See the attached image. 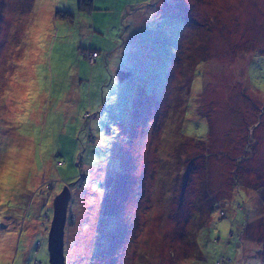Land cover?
Returning a JSON list of instances; mask_svg holds the SVG:
<instances>
[{"label":"rangeland","instance_id":"rangeland-1","mask_svg":"<svg viewBox=\"0 0 264 264\" xmlns=\"http://www.w3.org/2000/svg\"><path fill=\"white\" fill-rule=\"evenodd\" d=\"M21 159L0 264H50L32 219L53 183L81 222L66 264H264V0H0V168ZM237 181L243 244L212 208Z\"/></svg>","mask_w":264,"mask_h":264},{"label":"trees","instance_id":"trees-1","mask_svg":"<svg viewBox=\"0 0 264 264\" xmlns=\"http://www.w3.org/2000/svg\"><path fill=\"white\" fill-rule=\"evenodd\" d=\"M91 1L92 0H79V3L82 6L83 4L91 3ZM89 8L86 9V11L90 12V11L93 10V9H89ZM58 13H59L60 17H62L63 19H66L68 21H71L74 18V14L72 12H69V11H59V12H57V14ZM89 52H95L97 54L94 62H91L89 60V58L87 57V53H89ZM81 55L91 66L95 65L97 63V61H98V58L100 57L99 52L97 50H95L94 48L83 49L81 51ZM129 76H130V72L129 71H126V72L119 71V78L120 79L129 77ZM255 126H257V124L253 125L251 128L249 127L250 133H252L253 128ZM54 186L55 185L53 183V186H50L47 189L46 192H42V189H41L40 191L35 193V195L38 194L40 196L39 197L40 200L39 201H38V199L36 200L37 213L35 214V218L32 219L33 220V225H37L38 224V227L35 230V232H34V230L32 232V236L36 235V237H35L36 239H34V245H36L37 241H39L41 238L42 239H44V238L47 239L48 238L49 227H50L49 225H51V221H52V217H51L50 213H53V206L50 205V204H51V200H53V198L51 199V197L54 196L53 194L55 193L54 192V189H55ZM65 186H68V189H69V191L71 193V196H70L71 198H70L69 205H68V208H67L68 210H67V219H66V226H65L64 256H65V259H66L67 256L69 255L70 244H71V246L73 244V241L71 239L72 236H73V232H74V230L76 228L79 227V225L81 226V222L80 223L77 222V215L73 211V207H72L73 204L71 205V199H72L71 184L69 183V185L67 184ZM234 186L236 188V192H234V196L240 195L241 199H237V198L234 199V196H233L232 199L229 198L230 199L229 202H227V201L225 202L224 198L223 199H221L220 197L219 198H215L214 201H213L212 208L213 207L218 208L220 216L222 218V217H226L227 208L228 207L229 208H232V206L234 207V210H233L234 213L232 214V216L234 215L233 219L236 220V223L238 224V226H237V228H238V236L241 238L240 242L243 244L244 240H248L246 238V227H247V225L250 222L247 223V220H251L252 217L255 215L257 210H256V205L253 204L252 200L248 196L247 187L243 186L239 181L234 183ZM259 192L260 191H258L256 193L259 194ZM55 195L58 196V193H55ZM33 205H35V197L30 199V202L26 206V208H27L26 216L28 214H30L31 206H33ZM195 214L197 215V213H195ZM196 218H198V215H197ZM230 234L232 235L233 231H231ZM38 237H39V239H38ZM250 244H251V241L249 242V245ZM189 245H191V244H189ZM253 245H254V242H252V246ZM38 246H39V242L37 244V248H38ZM35 249H36V247H35ZM195 249H198V248L196 247ZM244 251H245V249H244ZM246 252H247V250H246ZM245 257L246 256H244L243 260H246ZM66 260H65V263H66ZM229 262H230V259H227L224 256H222L219 259H217L214 264H228Z\"/></svg>","mask_w":264,"mask_h":264},{"label":"water","instance_id":"water-1","mask_svg":"<svg viewBox=\"0 0 264 264\" xmlns=\"http://www.w3.org/2000/svg\"><path fill=\"white\" fill-rule=\"evenodd\" d=\"M70 196L71 193L68 186H65L54 200L53 217L48 235L49 260L51 264H66L64 256L65 226Z\"/></svg>","mask_w":264,"mask_h":264},{"label":"clouds","instance_id":"clouds-1","mask_svg":"<svg viewBox=\"0 0 264 264\" xmlns=\"http://www.w3.org/2000/svg\"><path fill=\"white\" fill-rule=\"evenodd\" d=\"M25 167L23 159L19 161L18 167L12 163L5 164L3 168H0V185H8L9 187L15 185L23 174Z\"/></svg>","mask_w":264,"mask_h":264},{"label":"snow or ice","instance_id":"snow-or-ice-1","mask_svg":"<svg viewBox=\"0 0 264 264\" xmlns=\"http://www.w3.org/2000/svg\"><path fill=\"white\" fill-rule=\"evenodd\" d=\"M8 188H9L8 185H0V201H2V204H0V206L7 205L8 203L7 199L4 196V193H6Z\"/></svg>","mask_w":264,"mask_h":264},{"label":"built area","instance_id":"built-area-1","mask_svg":"<svg viewBox=\"0 0 264 264\" xmlns=\"http://www.w3.org/2000/svg\"><path fill=\"white\" fill-rule=\"evenodd\" d=\"M96 56H97V54L95 52H89V53H87V57L89 58V60L91 62H94L95 61Z\"/></svg>","mask_w":264,"mask_h":264}]
</instances>
